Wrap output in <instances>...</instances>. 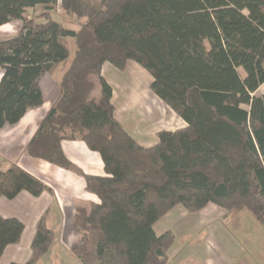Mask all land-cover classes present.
<instances>
[{"label": "trees", "instance_id": "trees-1", "mask_svg": "<svg viewBox=\"0 0 264 264\" xmlns=\"http://www.w3.org/2000/svg\"><path fill=\"white\" fill-rule=\"evenodd\" d=\"M57 8L79 28L54 21ZM14 21L18 32L0 39V129L41 106L39 83L66 63L73 41L59 95L25 150L81 175L98 198L74 215L80 242L71 253L80 264H167L174 235L153 227L177 206L247 212L264 226V96L255 95L264 84V0H0V27ZM128 62L151 76V92L186 125L158 132L151 147L115 120L101 76L105 63L122 71ZM63 141L97 153L105 175L78 171ZM45 191L15 165L0 169V198ZM22 232L21 222L0 216V257ZM52 240L42 217L23 264H36Z\"/></svg>", "mask_w": 264, "mask_h": 264}, {"label": "crops", "instance_id": "crops-1", "mask_svg": "<svg viewBox=\"0 0 264 264\" xmlns=\"http://www.w3.org/2000/svg\"><path fill=\"white\" fill-rule=\"evenodd\" d=\"M41 10L42 7L38 6L28 12ZM20 24L16 21L1 26L0 35L3 36L0 38L14 36ZM52 74L43 76L39 83L42 93L41 106L28 109L16 124L5 125L0 129V169L6 170L10 165H15L38 179L48 189L38 197L20 192L11 200L0 198V216L4 219H16L23 225L19 242L5 248L0 257V264H23L29 260L36 224L42 217L45 226L53 234V240L46 254L40 257L36 264H60V261L65 259L71 264H78V260L75 261L71 253V249L80 242L78 234L73 229L76 209L87 210L90 204L99 203L94 194L85 190V182L81 175L32 158L26 153L27 144L59 95L58 82L52 79ZM101 76L112 90L111 103L114 107L115 120L138 145L151 147L157 143L158 132H173L186 126L155 95L152 96L149 88L152 78L136 63L128 62L122 71L105 63L101 69ZM261 88H264V84L257 92ZM92 97L97 99L99 90L98 94ZM120 97L122 101L117 104ZM153 113H156V117H152ZM152 118L155 119L153 126ZM60 146L64 157L82 174L98 177L105 175L99 155L90 151L83 142L63 141ZM177 210L184 217L190 214L177 206L164 218ZM216 217L225 218L226 215L222 209L211 204L193 213L197 224H200L201 220L211 221ZM161 222L162 219L153 227L156 235H158L156 225ZM163 228H165L163 232L171 231L169 227ZM205 261L209 264L208 259Z\"/></svg>", "mask_w": 264, "mask_h": 264}, {"label": "rangeland", "instance_id": "rangeland-1", "mask_svg": "<svg viewBox=\"0 0 264 264\" xmlns=\"http://www.w3.org/2000/svg\"><path fill=\"white\" fill-rule=\"evenodd\" d=\"M38 13V11L27 12L26 18L33 17ZM52 18L65 28L74 31L79 28L77 22L63 18L58 8L52 13ZM67 45L70 58L65 64L59 65L54 70L51 76L55 82L60 81L74 51L71 39ZM91 80L94 82L92 96H96L99 87L95 84V78ZM255 95L264 96V88H261ZM121 101L122 97L119 98L117 104ZM153 114L152 117H156V113ZM152 119L151 126L155 122V119ZM222 212L225 213V218L216 217L211 221L204 219L200 224L196 223L193 214L184 217L179 213V210L166 218L163 216L161 224L156 225L157 234L162 235L165 233L163 227H169L175 239L168 251L167 264H206V259L209 260V264H264V226L257 223L247 212L238 215H228L224 210ZM186 254L189 255L184 257ZM73 259L77 261L76 258ZM77 263L79 264V262ZM60 264L71 263L65 259L61 260Z\"/></svg>", "mask_w": 264, "mask_h": 264}]
</instances>
